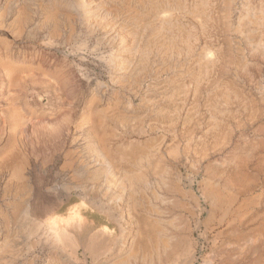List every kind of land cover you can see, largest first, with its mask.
Instances as JSON below:
<instances>
[{
	"label": "rangeland",
	"instance_id": "374dc122",
	"mask_svg": "<svg viewBox=\"0 0 264 264\" xmlns=\"http://www.w3.org/2000/svg\"><path fill=\"white\" fill-rule=\"evenodd\" d=\"M0 138V264H264V0H0Z\"/></svg>",
	"mask_w": 264,
	"mask_h": 264
},
{
	"label": "crops",
	"instance_id": "0c3cea01",
	"mask_svg": "<svg viewBox=\"0 0 264 264\" xmlns=\"http://www.w3.org/2000/svg\"><path fill=\"white\" fill-rule=\"evenodd\" d=\"M8 142V140H4L3 138H0V168L3 164H7L10 159H13L15 152L14 151H9L8 149H2L5 147V144ZM7 169V168H6ZM4 169V170H6ZM6 174L8 173H3L2 169L0 170V179H3V177H6ZM18 175H11L10 178L8 179V182L6 183L7 188L4 189V191L0 192V202H4L6 205H10L11 201H16V205L20 204L22 207L25 205V201H27V198L24 197V189L21 187H12L10 186V181L11 179H18ZM10 189H12L10 191ZM19 206V205H18ZM94 207L92 206H87V209L84 210V213L90 214V213H96L97 215H101L104 217V222L107 223H119L117 219L114 218V216H111V214L106 211L105 209H100L97 208L93 209ZM80 216L82 217L83 214L79 212ZM79 216V217H80ZM85 217V216H84ZM88 224V222H87ZM99 226V225H98ZM109 225L99 227L97 229V232H95L94 236H92V233L88 232L89 240H94L95 238H100L101 241L106 242L110 238V228ZM97 228V227H94ZM103 229V230H102ZM88 240V241H89ZM101 244L100 241H89L87 242V249L90 251L91 254H96L98 251L101 249V246L97 245ZM132 248L130 247V251L118 255L119 257H114L112 260L106 262L105 264H144V260L142 256L134 254ZM105 250V249H104ZM103 250V251H104Z\"/></svg>",
	"mask_w": 264,
	"mask_h": 264
},
{
	"label": "bare ground",
	"instance_id": "6f19581e",
	"mask_svg": "<svg viewBox=\"0 0 264 264\" xmlns=\"http://www.w3.org/2000/svg\"><path fill=\"white\" fill-rule=\"evenodd\" d=\"M88 5V4H87ZM74 6V5H73ZM97 16V15H96ZM46 51V50H45ZM16 56V55H15ZM37 56V55H36ZM39 58V57H38ZM64 58V57H63ZM12 60V59H11ZM2 61V60H1ZM57 62V61H56ZM65 63V62H64ZM58 68V67H57ZM64 71H65V69H64ZM59 74V73H58ZM63 75V74H62ZM83 125V124H82ZM89 139V138H88ZM96 140V139H95ZM109 170V169H108ZM138 170V169H137ZM56 194V193H55ZM94 201V200H93ZM101 207V206H100ZM32 209V208H31ZM67 213H68V211H67ZM66 213V214H67ZM85 214V213H84ZM68 215V214H67ZM60 216V214H58V217ZM79 216H80V214H79V211L78 210H73V211H71V213H70V215H68V218H74V217H77V218H79ZM57 217V216H56ZM55 217V218H56ZM61 217V216H60ZM65 217V216H64ZM81 217V216H80ZM82 217H84V216H82ZM57 219V218H56ZM83 219V218H82ZM54 220V219H53ZM50 221V220H49ZM58 221V220H57ZM56 221V222H57ZM67 221V220H66ZM70 221V220H69ZM72 221H73V219H72ZM52 222V221H51ZM50 222V223H51ZM75 222V221H74ZM79 222H81V221H79ZM48 223V222H47ZM54 224H55V222H53ZM52 223V224H53ZM73 223V222H72ZM113 223V222H112ZM69 224V223H68ZM75 224V223H74ZM70 225V224H69ZM60 226V225H59ZM61 227H63V226H61ZM52 228V227H51ZM59 228V227H58ZM108 228V227H107ZM109 228H110V226H109ZM108 228V229H109ZM117 228V227H116ZM49 230V229H48ZM78 230V229H77ZM103 230V229H102ZM55 231V230H54ZM61 231V230H60ZM123 231V230H122ZM53 232V231H52ZM62 232V231H61ZM50 233V232H49ZM64 235V234H63ZM63 235H62V237H63ZM54 236V235H53Z\"/></svg>",
	"mask_w": 264,
	"mask_h": 264
}]
</instances>
